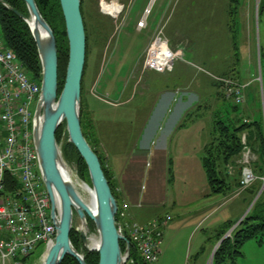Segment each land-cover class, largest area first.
I'll return each instance as SVG.
<instances>
[{
	"label": "rangeland",
	"instance_id": "1",
	"mask_svg": "<svg viewBox=\"0 0 264 264\" xmlns=\"http://www.w3.org/2000/svg\"><path fill=\"white\" fill-rule=\"evenodd\" d=\"M116 5L122 6V11L113 18L108 14L119 13L120 8ZM148 7L150 10L146 12ZM82 8L87 48L79 113L81 115L82 108L86 121L92 122L86 131L105 169L107 154L99 146L102 120L114 115L115 119L125 120L128 114L136 113L132 109L137 103L141 109L148 107L151 103L149 100L146 102L145 97L149 92L156 93L151 90L152 79L157 76L166 78L176 63L203 76V107L212 110V128L215 119L230 118L247 124L259 120L264 130V0H238L237 5L230 0H83ZM142 23L144 27H138ZM156 35L167 41L173 53L180 54L175 58L171 71L155 73L144 68L147 49ZM231 92H238V95L234 96ZM177 93L180 94V91ZM210 95H217V108L213 107L215 100ZM142 100H145L144 103ZM34 109L35 106L33 112ZM124 113L127 114L125 117ZM202 114L207 115V111ZM119 125L115 126L118 127L116 131L120 130ZM208 130L203 122L202 146L212 139V129L210 136ZM63 144L65 137L59 145L60 149ZM241 144L242 150L232 163L220 167L230 184L224 193L210 194L203 172V224L199 225L193 237L188 236L189 228L178 232L169 230L165 234L168 219L157 217L151 210L144 212L146 206L143 202L134 205H140L135 208L144 212L142 219L137 218L131 213L128 202H120L119 189L111 182L119 209L126 203L129 206L126 213L134 221L140 224L160 221L163 224L161 254L157 264H212L210 255L218 244L216 230L228 222L234 223L224 235L225 239H231L233 230L249 214L264 183V159L261 161L260 149L246 144L245 134L241 137ZM65 164L76 192L88 205L90 197L79 188V182H85L79 177L77 166L66 161ZM135 167L131 165V168ZM244 168L249 169L254 177L245 188L237 185ZM141 182L148 195H152L155 182L146 183L144 179ZM200 192L197 189V193ZM166 209L162 211L166 213ZM81 227L75 216L73 228L79 231ZM95 234L90 236L97 237ZM42 253L43 248L38 247L25 264H43L45 256ZM231 264H264V238L261 243L254 240L246 242L241 255Z\"/></svg>",
	"mask_w": 264,
	"mask_h": 264
},
{
	"label": "water",
	"instance_id": "2",
	"mask_svg": "<svg viewBox=\"0 0 264 264\" xmlns=\"http://www.w3.org/2000/svg\"><path fill=\"white\" fill-rule=\"evenodd\" d=\"M23 2L28 12L27 18L0 0L2 6L22 19L29 27L41 65L40 98L33 115L32 136L41 181L50 200V217L55 226L54 243L48 250L43 264H60L66 256L75 259L78 264H86L83 255L75 250L69 238L75 216L82 225L78 232L83 247L88 252L98 254V264H125L130 257L131 245L116 220L118 205L100 160L85 140L81 130L79 111L86 38L80 0H59L68 42V63L60 94H58L57 47L53 32L42 18L35 1L23 0ZM148 10L150 7L146 12ZM29 19L34 20L35 25L45 34V38H41L37 32L31 30ZM63 123L68 143L75 148L87 166L89 187L94 197V212L83 202L73 182L71 184L62 171V169L67 171V167L56 141V132ZM68 176L71 179L70 174ZM263 189L264 183L253 204ZM87 219L94 225L96 241L90 238ZM224 240L225 237L214 247L210 262ZM122 243L125 246L124 251L121 249Z\"/></svg>",
	"mask_w": 264,
	"mask_h": 264
},
{
	"label": "crops",
	"instance_id": "3",
	"mask_svg": "<svg viewBox=\"0 0 264 264\" xmlns=\"http://www.w3.org/2000/svg\"><path fill=\"white\" fill-rule=\"evenodd\" d=\"M198 73L176 63L166 78L152 79L151 90L156 93L149 92L145 97L146 102L151 103L150 107L141 109L137 103L132 109L136 113L128 114L131 117L127 116L125 120L115 119V115L107 117L102 120L99 130L102 135L99 146L106 151V169L111 182L119 189L120 202H128L131 213L137 218L142 219L147 210L157 217L167 218L165 234L169 230L178 232L189 228L188 236L193 237L203 224L201 158L209 142L202 146L200 138L203 122L211 135L212 110L203 107V76ZM212 96L213 107L217 108V95H210L211 99ZM204 111L207 115L202 114ZM134 114L135 118H132ZM126 115L124 113L123 117ZM118 123L120 130L116 131ZM132 164L135 169L131 168ZM142 179L146 183L155 182L152 195H148L142 186ZM144 189L146 192L143 193ZM197 189L201 192L197 193ZM142 202L146 207L144 212H139L141 209L134 205ZM162 209L168 211L165 213ZM202 248L203 245L200 250Z\"/></svg>",
	"mask_w": 264,
	"mask_h": 264
},
{
	"label": "built area",
	"instance_id": "4",
	"mask_svg": "<svg viewBox=\"0 0 264 264\" xmlns=\"http://www.w3.org/2000/svg\"><path fill=\"white\" fill-rule=\"evenodd\" d=\"M121 11L122 6L117 16ZM178 55L170 50L167 41L156 35L147 49L144 68L156 73L171 71ZM39 98L40 82L32 78L6 45L0 31V264H25L38 247L43 248L45 256L54 243L50 200L33 146L32 108ZM253 180L251 171L244 168L240 185L245 188ZM128 207L125 203L118 209L121 232L134 248L139 264H157L163 224L160 221L140 224L126 213ZM125 264L136 261L129 257Z\"/></svg>",
	"mask_w": 264,
	"mask_h": 264
},
{
	"label": "trees",
	"instance_id": "5",
	"mask_svg": "<svg viewBox=\"0 0 264 264\" xmlns=\"http://www.w3.org/2000/svg\"><path fill=\"white\" fill-rule=\"evenodd\" d=\"M12 9L28 17V13L23 0H3ZM36 6L45 20L47 25L52 30L57 47V73H58V94H60L65 78L66 67L68 63V42L65 32V24L60 8L59 0H34ZM237 5L238 0H230ZM81 15L84 19L83 0H80ZM235 10V8H234ZM0 31L4 37L6 45L14 52L29 74L37 81L41 80V65L37 53L34 40L31 36L27 24L16 16L14 13L6 9L0 4ZM87 35V34H86ZM87 39V36H86ZM87 48V44H86ZM82 90V85H81ZM82 95V92H81ZM80 115L81 130L83 136L91 149L97 154L92 147L87 129H90L92 122L86 121L85 116ZM245 134L246 144L251 148L260 149L261 161L264 159V130L262 122L255 120L252 123H243L242 120L233 121L227 119H215L213 121L212 139L204 148V155L201 158L203 171L206 177L207 186L210 194H221L229 189V182L224 172L220 168L232 163L241 150V137ZM65 137V144L62 145L61 151L63 158L68 163H74L77 166L79 177L90 186L88 169L82 158L79 156L75 148L67 142V133L65 124L63 123L56 132V141L61 144L62 138ZM96 141V140H95ZM98 156V154H97ZM102 170L108 180L112 194L114 187L110 181L108 173L103 165V161L99 156ZM263 163V162H262ZM239 185V183H237ZM258 189L254 191L253 197L256 196ZM261 196L253 205L249 214L237 225L233 230L231 239H225L218 249L215 251L212 264H231L241 255L243 245L251 240L261 243L264 238V198ZM117 220V218H116ZM90 233H96L93 223L87 219ZM234 223H226L219 230H216L215 239L219 242ZM71 244L84 257L86 264H98V254L96 252H88L84 249L80 233L72 228L69 235ZM124 244H121V249L124 251ZM130 256L139 264L138 257L133 247L130 250ZM60 264H78L75 259L66 256Z\"/></svg>",
	"mask_w": 264,
	"mask_h": 264
},
{
	"label": "bare ground",
	"instance_id": "6",
	"mask_svg": "<svg viewBox=\"0 0 264 264\" xmlns=\"http://www.w3.org/2000/svg\"><path fill=\"white\" fill-rule=\"evenodd\" d=\"M102 4L103 3H101V10H102ZM109 5L111 6V4H109ZM116 7L120 8V10H121V7L120 6L116 5ZM114 16H117V14H115ZM29 25H30L32 31L37 32L40 35L41 38H45V34L41 31V29L39 27H37L35 25V22H34L33 19H29ZM62 171L65 173L66 178H68L69 181L72 184V181H71V179L68 176L69 173L66 170H63V169H62ZM79 188L81 190H83L86 194L89 195V197H90V203L87 206L94 212V197H93L92 189L87 184H85L83 182L82 183L79 182Z\"/></svg>",
	"mask_w": 264,
	"mask_h": 264
}]
</instances>
